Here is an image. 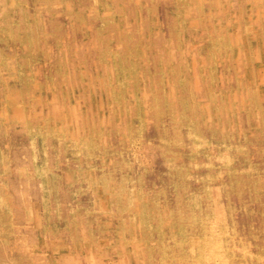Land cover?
I'll list each match as a JSON object with an SVG mask.
<instances>
[{"label":"rangeland","instance_id":"1","mask_svg":"<svg viewBox=\"0 0 264 264\" xmlns=\"http://www.w3.org/2000/svg\"><path fill=\"white\" fill-rule=\"evenodd\" d=\"M0 264H264V0H0Z\"/></svg>","mask_w":264,"mask_h":264},{"label":"bare ground","instance_id":"2","mask_svg":"<svg viewBox=\"0 0 264 264\" xmlns=\"http://www.w3.org/2000/svg\"><path fill=\"white\" fill-rule=\"evenodd\" d=\"M6 6H8V5H6ZM91 15H92V13H91ZM93 16H95V15H93ZM93 16H92V17H93ZM50 18H51V17H50ZM24 30H25V29H24Z\"/></svg>","mask_w":264,"mask_h":264}]
</instances>
